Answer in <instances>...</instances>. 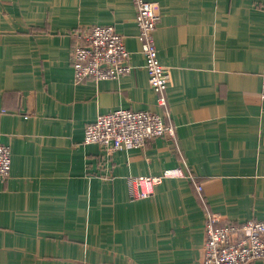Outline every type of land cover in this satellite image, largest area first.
I'll list each match as a JSON object with an SVG mask.
<instances>
[{"label":"crops","instance_id":"obj_1","mask_svg":"<svg viewBox=\"0 0 264 264\" xmlns=\"http://www.w3.org/2000/svg\"><path fill=\"white\" fill-rule=\"evenodd\" d=\"M146 1L170 74L163 104L131 0H0V264H202L208 214L264 221V0ZM95 25L122 36L131 70L76 83L72 47ZM118 109L155 113L174 137L111 153L83 144L85 125ZM166 168L195 181L131 199L130 177Z\"/></svg>","mask_w":264,"mask_h":264},{"label":"built area","instance_id":"obj_2","mask_svg":"<svg viewBox=\"0 0 264 264\" xmlns=\"http://www.w3.org/2000/svg\"><path fill=\"white\" fill-rule=\"evenodd\" d=\"M135 7L137 38L141 45L147 82L160 94L158 102L164 103L162 93L170 82V74L157 58L153 32L160 19L156 3L131 0ZM129 53L123 38L112 26H91L77 37L71 51L73 78L76 83L85 79L109 80L127 74ZM260 100L264 103V74L261 80ZM174 127L159 115L149 111L118 109L99 114L85 125L83 144H97L111 153L123 149L142 148L155 138H173ZM10 173V150L0 144V179ZM188 179L195 176L181 168H166L157 175H139L128 179L130 197L140 200L150 197L154 188L168 179ZM196 189L201 190L197 185ZM264 260V221L249 219L243 223L227 222L217 225L214 214L204 222L202 264H254Z\"/></svg>","mask_w":264,"mask_h":264}]
</instances>
